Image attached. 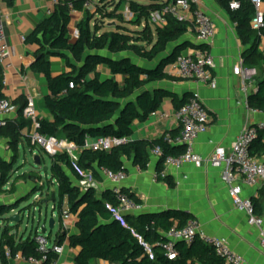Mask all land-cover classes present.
<instances>
[{
  "label": "trees",
  "instance_id": "16d2710c",
  "mask_svg": "<svg viewBox=\"0 0 264 264\" xmlns=\"http://www.w3.org/2000/svg\"><path fill=\"white\" fill-rule=\"evenodd\" d=\"M170 1L60 0L26 38L27 45L37 48L30 58L31 69L43 75L49 86L44 107L53 120L40 119L38 133L66 139L76 145L82 151L80 166L92 172L98 181L101 180L99 170L102 169L127 173L128 161L135 168L146 171L150 164V152L158 148L162 151V157L157 174H161L167 157H179L185 152L182 146L169 145L167 135L154 141H130L109 152L84 148L87 138H131L134 123L147 121L160 109L165 98L171 99L177 110L190 97L180 99L175 93L156 88L165 80H175L166 72V68L188 48L209 53L208 46L194 44L187 38L194 30L192 23L180 22L171 16H167L165 26L151 22L152 15L162 11ZM216 1L230 13L237 26L239 38L246 48L244 66L259 72L257 91L249 96L248 103L251 109L264 113V51L261 50L264 27L256 31L251 26L255 16L251 0ZM1 2H6L10 7L14 4V0H0V9ZM234 2L240 5L236 11L230 9ZM70 4H73L74 11L84 15L77 24V39L72 38L73 12ZM86 4H91L93 8L87 9ZM123 7L125 10H122ZM98 18L103 24L105 20L110 21L108 29L98 23ZM93 21H96L94 25ZM53 57L64 59L69 72L54 77L51 72ZM0 98H3L1 94ZM25 106L26 103L21 108V115ZM31 127L32 122L21 116L20 122L7 120L6 125L0 128V138L7 139L13 153L11 162L0 159V191L14 176L23 132ZM28 139L31 143V139ZM36 149L37 146L33 145L31 152ZM252 150L255 155H264V132L259 134ZM69 172H72L71 160L66 153L51 157L47 174H50V183L57 185L60 215L64 212L63 204L67 198L69 212L76 218L79 231L74 236L58 233L55 242L57 246L67 242L72 249L79 250L76 264H226L213 248L199 240L190 245L178 242L176 260H169L164 255L161 244L168 241L166 233L174 227H183L193 219L181 211L127 217L136 235L154 245L155 261L149 260L139 239L113 219L107 207L109 204L117 205L113 191L99 192L94 188H84L75 184ZM159 181L174 186L167 176ZM42 189H34L33 193ZM123 193L140 203L136 196L126 191ZM254 204L261 215L264 200H254ZM19 208L20 204L16 207L14 204L0 206V223H5L3 228L0 227L1 264H14L18 255L25 261L32 259L38 264H56L59 257L52 250L46 254L39 252L38 235L30 234L25 239L12 234L9 217ZM50 238L51 234L47 239ZM7 249L12 253V260L6 257Z\"/></svg>",
  "mask_w": 264,
  "mask_h": 264
},
{
  "label": "crops",
  "instance_id": "0c3cea01",
  "mask_svg": "<svg viewBox=\"0 0 264 264\" xmlns=\"http://www.w3.org/2000/svg\"><path fill=\"white\" fill-rule=\"evenodd\" d=\"M53 3L54 0H14L13 6L10 7L6 2H1V21L5 25L7 40L12 48V68L5 71V83L0 86L2 97L10 100L13 105V113L6 120L21 121V108L24 107L29 94L36 98L39 119L53 120L44 107V99L49 95L48 81L30 66V58L37 52V48L26 43V38L54 10ZM198 10L209 15L217 29L215 39L208 45L209 53L215 61L214 75L217 88L212 89L195 81L176 78L165 80L157 84L156 88L175 93L180 99L197 96L208 109L211 117L209 131L200 136L195 145L196 153L205 160V163L201 168L191 163H185L181 169L168 167L166 175L174 185L170 187L165 181L154 180L160 158L154 155L153 150L150 152V164L146 171L135 168L130 161L126 163L127 179L121 184V188L122 191L136 196L143 206L140 213L131 216L160 215L168 211L185 212L199 220L207 235L227 239L230 247L244 257L245 264H264V250L260 245L259 230L249 226L246 214L233 206L229 189L222 181L221 171L212 168L206 162L218 147L231 149L246 127L263 122L264 113L251 109L248 103L249 96L246 97L241 91V69L247 68L243 61L246 48L239 38L237 26L230 13L220 7L216 0H202ZM83 17L82 13H73L72 33ZM187 38L199 45L194 30L190 31ZM192 51L188 48L182 54L188 55ZM168 67L169 65L166 68L167 73ZM51 72L54 77L68 73L66 61L59 57L51 58ZM256 82L258 83V78ZM175 111L173 101L165 98L155 116L152 114L147 121L134 123L130 140L154 141L165 135L177 136L181 127L174 118ZM32 132V127L23 132L19 147L25 152L26 147L32 150L33 144L28 139ZM0 159L5 162L13 160L12 150L5 138H0ZM31 173L19 175L17 172L3 191H0V206L23 201L33 194L35 187H31L30 184H35L36 178L30 175ZM99 175L101 180H97L99 186L97 190L112 191L113 185L106 180L100 170ZM69 176L75 184H80L72 172H69ZM243 197L258 201L262 198V191L260 188L244 187ZM65 203L67 207L63 208L64 212L69 211L67 198L64 200ZM261 215L264 216V211ZM38 231L39 229L33 228L30 234L37 235ZM58 233L60 226L59 228L55 226L48 240L50 247L56 244ZM78 234L75 219L68 235ZM27 236L25 234L18 238L26 239ZM63 248V254L56 264H76L75 259L79 250L72 249L67 242ZM14 264L26 263L15 261Z\"/></svg>",
  "mask_w": 264,
  "mask_h": 264
},
{
  "label": "built area",
  "instance_id": "2783aa9c",
  "mask_svg": "<svg viewBox=\"0 0 264 264\" xmlns=\"http://www.w3.org/2000/svg\"><path fill=\"white\" fill-rule=\"evenodd\" d=\"M60 0H54V6ZM202 0H171L162 11L156 12L151 17V22L155 25L165 26L167 24V16H171L180 22H189L194 25L196 32V41L199 45L208 46L213 42L217 35L216 25L213 19L206 13L198 10V6ZM255 8V16L251 22L254 30L260 31L264 27V1L251 0ZM86 8L91 10L93 6L86 4ZM240 5L236 2L230 5L232 11H236ZM70 9L73 13V4H70ZM131 17L132 15L127 12ZM79 31L76 29L72 35L73 39H77ZM25 41V39L23 38ZM261 50L264 51V41L261 45ZM12 48L10 47L6 28L1 21L0 11V85L5 83V71L12 68ZM215 61L210 53L193 50L191 54H181L168 67V73L171 77L195 81L202 85L210 86L212 89L217 88V80L214 75ZM259 72L256 69L242 68L241 69V91L248 97L251 93H256ZM73 88V85H70ZM13 113V105L10 100L0 98V128L6 125V118ZM156 115L155 113L153 114ZM22 118L32 122L33 132L30 134V139L33 145L37 146L50 157L60 153H66L71 160V171L79 179L80 185L84 188L98 189V181L93 173L84 170L80 164L81 149L66 139H57L54 137H46L38 133L39 116L37 112V102L34 95L29 94L26 99V106L22 113ZM174 118L178 121L181 131L177 136L167 135L166 141L172 146H182L185 148L183 155L179 157H167L164 160L165 169L161 174H156L155 181L164 179L166 169L172 167L181 169L185 163H191L201 168L205 160L196 153L195 145L197 139L206 134L210 128L211 117L208 109L197 96H190L186 103L174 112ZM264 132V121L254 126L246 127L237 141L232 145L231 149L218 147L212 156L206 161L212 168L220 170L222 181L229 189V196L233 206L247 216L249 226L259 230V238L261 248L264 250V216L259 215L254 201L250 198L243 197L244 187L260 188L262 191V199L264 200V155L258 156L254 154L252 146L257 140L259 134ZM131 140L130 138H115L104 137L98 139H86L84 148L94 152L105 151L109 152L116 147H121ZM154 155L158 158L162 157L161 149H155ZM106 180L113 185L112 191L117 198V205H108V209L113 217L122 227L130 230L138 239L145 250V255L151 261H155L154 245L147 243L142 237L136 235L135 231L130 227L127 216L138 214L143 210V206L125 195L122 191L121 184L126 181L127 173L123 171L113 172L108 169L100 170ZM39 198H37L38 200ZM18 211V210H17ZM17 211L13 212L16 215ZM22 220L31 217H25V214L18 212ZM75 217L65 211L60 215V233H68L74 225ZM35 221V216L33 217ZM39 233L36 240L39 245V252L46 254L52 250L60 257L63 254V246L56 244L50 247L49 241L45 235L41 234V221H38ZM167 242L161 244V249L164 255L169 260H176L178 251L176 244L185 242L190 245L196 240L214 249L217 255L222 257L226 264H245V259L242 255L235 252L227 239L218 238L207 235L198 219H190L186 225L181 228L174 227L166 233ZM6 257L12 260V253L9 249L6 250ZM15 261H24L27 264H38L35 260L25 261L20 255L16 256Z\"/></svg>",
  "mask_w": 264,
  "mask_h": 264
},
{
  "label": "rangeland",
  "instance_id": "374dc122",
  "mask_svg": "<svg viewBox=\"0 0 264 264\" xmlns=\"http://www.w3.org/2000/svg\"><path fill=\"white\" fill-rule=\"evenodd\" d=\"M117 1V0H116ZM117 3V2H116ZM125 7V6H124ZM124 7L122 10H125ZM111 8V7H110ZM121 10V11H122ZM96 21H93L92 25H94ZM98 23H101L104 25V29H108L110 21L105 20L104 24L101 22V18H98ZM131 29H135L134 27H131ZM36 156H40L42 158V167L39 168L35 165L34 159ZM51 167V157L41 150L40 148H37L33 153L30 151L29 147H26L25 150L21 147L17 159V163L15 165V169L13 171V175L15 176L18 172L19 175H22L24 173H31L30 175L34 176L36 178V182L31 183V187H35V189L41 191L34 192L31 197L23 200L20 203V208L16 212L24 210L23 215L25 214V217L30 216L31 220H27L25 218L23 220V223L19 224V228H16V225L18 224H12L10 223V226L13 228L12 234H16L17 236H24L30 235V232L37 229L38 230V218L40 213H42L41 219V225L40 226H46L49 228V222L51 219H55L56 226L59 228V222H60V197L58 194L57 185L50 183V174L44 172L45 168H48V170ZM13 176V177H14ZM37 187V188H36ZM37 198H39L37 200ZM54 200V202H52ZM47 203V204H39ZM67 207V203L64 204V209ZM14 215V214H13ZM13 215H11L9 218H11ZM35 216V221H33V217ZM1 228L5 226V223H0ZM41 228V227H40ZM27 232V233H26ZM53 231L48 230V234L45 235L46 238L50 237V234ZM35 233V231H34ZM27 236V237H28Z\"/></svg>",
  "mask_w": 264,
  "mask_h": 264
},
{
  "label": "water",
  "instance_id": "95a60500",
  "mask_svg": "<svg viewBox=\"0 0 264 264\" xmlns=\"http://www.w3.org/2000/svg\"><path fill=\"white\" fill-rule=\"evenodd\" d=\"M81 153H82V152H81ZM34 162H35V165H36L37 167H39V168L42 167V160H41V157H40V156H36L35 159H34ZM44 172L47 173V172H48V168H45V169H44ZM31 194H32V193H31ZM30 196H31V195H30ZM30 196H28V197H30ZM21 202H22V200L17 201L16 203H14V206L16 207V206L19 205ZM52 202H54V200H53ZM42 204H47V203H42ZM42 204H41V205H42ZM23 212H24V211H23ZM23 212L20 211V213H23ZM146 215H155V214H146ZM127 217H133V216L128 215ZM40 218H42V213H40V215H39V218H38L39 221H41ZM10 222H11L12 224H15V225L18 224V225H19V224L23 223V220H22L21 215L16 214V215H13V216L10 218ZM55 226H56V221H55V219L53 218V219H51L50 222H49V228H47L46 226H42V227H41V234H42V235H47V234H48V230L53 231V230L55 229Z\"/></svg>",
  "mask_w": 264,
  "mask_h": 264
}]
</instances>
